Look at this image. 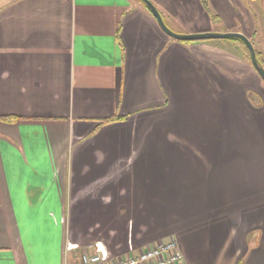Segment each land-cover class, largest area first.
<instances>
[{
    "label": "crops",
    "instance_id": "obj_1",
    "mask_svg": "<svg viewBox=\"0 0 264 264\" xmlns=\"http://www.w3.org/2000/svg\"><path fill=\"white\" fill-rule=\"evenodd\" d=\"M151 1L260 52L240 0H210L217 22ZM167 237L183 264H264V89L237 42L176 40L139 0H0V264Z\"/></svg>",
    "mask_w": 264,
    "mask_h": 264
},
{
    "label": "built area",
    "instance_id": "obj_2",
    "mask_svg": "<svg viewBox=\"0 0 264 264\" xmlns=\"http://www.w3.org/2000/svg\"><path fill=\"white\" fill-rule=\"evenodd\" d=\"M81 261L82 264H183L174 237L156 241L142 250L119 258H110L103 247L95 245L92 253L81 256Z\"/></svg>",
    "mask_w": 264,
    "mask_h": 264
},
{
    "label": "water",
    "instance_id": "obj_3",
    "mask_svg": "<svg viewBox=\"0 0 264 264\" xmlns=\"http://www.w3.org/2000/svg\"><path fill=\"white\" fill-rule=\"evenodd\" d=\"M146 7L150 10L152 15L157 20L160 28L167 33L170 37L180 40V41H193V40H208V39H221V38H230L236 37L241 39L248 48L250 62L260 79L264 83V66L258 60L256 56V51L253 47L252 42L248 37L239 33V32H203V33H177L171 30L164 22L159 10L157 7L152 3L151 0H141Z\"/></svg>",
    "mask_w": 264,
    "mask_h": 264
},
{
    "label": "rangeland",
    "instance_id": "obj_4",
    "mask_svg": "<svg viewBox=\"0 0 264 264\" xmlns=\"http://www.w3.org/2000/svg\"><path fill=\"white\" fill-rule=\"evenodd\" d=\"M240 2L242 4H245L248 9L252 10L254 15L256 16V20H257L259 28H258V31L256 33V39L253 42H255L254 46L260 50V52L258 53V58L263 62V66H264V45H262V46L257 45L258 42L261 43V41H260L261 39H264V0H240ZM202 4H204L206 6L207 5L206 0H202ZM208 6H209L211 13L214 14L213 20L214 21L216 20V22H217L219 20V15H217L218 12L216 10V7H214V8L212 7L210 0H208ZM216 18H218V20ZM220 22L222 23V21H220ZM212 32H216V31H212ZM229 32H235V31H229ZM201 33H203V32H201ZM222 39H224V38H221V40ZM226 39H229V38H226ZM193 41H195V40H193ZM183 42H185V41H183ZM263 42H264V40H263ZM240 51L245 55V53L243 52V50L241 48H240ZM248 63L251 65L250 62H248ZM262 85H263V89H264L263 81H262ZM254 100H255V98H254Z\"/></svg>",
    "mask_w": 264,
    "mask_h": 264
},
{
    "label": "trees",
    "instance_id": "obj_5",
    "mask_svg": "<svg viewBox=\"0 0 264 264\" xmlns=\"http://www.w3.org/2000/svg\"><path fill=\"white\" fill-rule=\"evenodd\" d=\"M139 1H141V0H139ZM229 39H231V40H233V41H236L237 42V44L239 45V47L243 50V52L245 53V57H246V59H247V61L248 62H250V56H249V51H248V48H247V46L245 45V43L241 40V39H239V38H236V37H230ZM252 42V41H251ZM256 56H257V58H258V52H256ZM258 60L261 62V60L258 58ZM251 63V62H250ZM258 75V74H257ZM114 118L113 117H111V118H108L107 120L108 121H111V120H113Z\"/></svg>",
    "mask_w": 264,
    "mask_h": 264
}]
</instances>
